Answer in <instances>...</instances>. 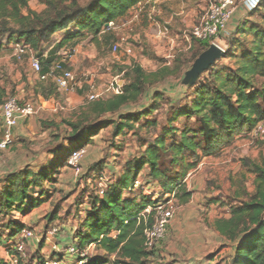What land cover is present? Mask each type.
I'll use <instances>...</instances> for the list:
<instances>
[{"label": "trees", "instance_id": "1", "mask_svg": "<svg viewBox=\"0 0 264 264\" xmlns=\"http://www.w3.org/2000/svg\"><path fill=\"white\" fill-rule=\"evenodd\" d=\"M31 1L0 0V49L4 44L23 42L36 52L46 70L66 44L74 48L86 38L98 45L116 39L108 25L126 20L135 6L147 0H37L44 5L42 10L32 9ZM251 11H260L262 21L250 18L239 26L238 35L229 38L231 49L197 83L187 85L182 98L173 100L157 90L148 106L136 114H124L122 109L141 101L151 86L177 75L181 69L165 64L147 71L134 64L119 93L87 101L72 118L64 120L75 145L69 156L74 149L88 146L93 136L105 128H111L114 138L133 132L140 147L139 153L127 158L122 172L110 178L102 195L98 194L100 176L95 174L90 208L74 238L79 248L96 244L106 257H114L115 264H151L157 253L147 249L144 230L154 222L155 207L170 199L177 205L188 202L192 192L185 179L202 157L219 154L237 137L264 122V0ZM71 27L76 31L45 55L44 45L51 37ZM191 40L194 62L211 43ZM227 59L230 62H224ZM4 97L5 90L0 87V105ZM166 104L168 110L161 124L156 113ZM116 114L118 117L114 118ZM60 162L59 156L37 171L25 167L0 179V220L15 211L22 213L43 204L47 200L46 181L55 180L54 168ZM246 165L255 174V191L248 199L231 205L229 216L217 218L215 228L234 243L229 264H264V156ZM95 171L105 172L100 162L93 164L90 173ZM137 180L142 181L140 188L134 186ZM154 185L159 191L152 187L151 192H146ZM125 191L133 194L124 197ZM149 206L153 210L145 213ZM56 213L54 210L47 215L49 222L56 219ZM15 223L12 220L9 224L8 237L14 240L7 242L10 254L24 228ZM3 236L0 230V243L4 242ZM41 248L29 256L28 262L45 264L48 256L41 253ZM60 254L68 264H76ZM106 257L92 255L87 264H104Z\"/></svg>", "mask_w": 264, "mask_h": 264}, {"label": "rangeland", "instance_id": "2", "mask_svg": "<svg viewBox=\"0 0 264 264\" xmlns=\"http://www.w3.org/2000/svg\"><path fill=\"white\" fill-rule=\"evenodd\" d=\"M80 1L83 3L87 0ZM240 1L237 0V6L243 4ZM191 2L197 9V14L188 16L187 20L182 21L183 26L175 27L174 21H166L164 19V13L160 12V10L164 11V8H162L163 5L157 2L156 4L145 6L140 14H137V17L134 16L135 14L130 15L127 23L121 21L112 27L111 31L116 34V39L108 43L102 42L101 45H98L92 38H86L82 40L83 43L80 50L70 51V48L61 49L57 53V56H59L57 60L64 59L68 62L70 59L78 57L79 62L76 65L77 68L73 70L75 81L77 83L79 81L89 82L93 78V83L96 84L97 90L102 93L103 97L114 94L112 91H107L108 87L116 80L121 81L120 84L122 85L127 80V74L134 64H140L147 71H155L166 63H170L173 67L181 68L177 75L170 76L163 82L151 86L141 101L130 104L122 109L124 114L127 112L136 114L142 110L143 106H148L152 102L153 93L157 90L164 91L173 100L182 98L187 89V85L183 83V79L186 72L194 63L193 55L195 54L193 49L194 40H186L183 34L198 23L207 9L209 0H191ZM30 6L36 10H42L44 8V5L40 4L37 0H32ZM250 16L253 20L262 21L260 11ZM229 29L228 25V32ZM237 33L238 28L235 30V36L238 35ZM234 34L230 36H228V33L223 34L214 42L221 48L230 50L229 38L234 37ZM116 42L121 45L118 52L113 51V45ZM126 47H131L132 53H126ZM1 57H3L0 59L1 70H3L5 76H8V72L12 68L19 69L20 72H24L30 68L27 64V62L30 64L28 58L26 57L21 61L16 60L13 57V50L4 51L0 55ZM147 57L159 59L160 61L149 60ZM224 62L228 63L230 60L227 59ZM50 90L54 98L59 100L57 87L52 84ZM9 95L14 94L10 91ZM9 95L5 96L8 97ZM145 100H148V102ZM83 102H87V100H83ZM82 105L84 104L78 105L75 109H62V123H55L56 118L51 114H47L45 123H42L40 127L34 126L26 136L15 137L14 135L12 144L6 149H0V160L2 162H8L11 158L13 161L17 158V154H20L18 157H21V159L24 160L27 157L30 162H33L29 163L27 167L34 165L41 168L50 162L56 161L57 157H61V162L54 168L53 177L55 180L50 182L46 181L47 200L39 207H36L37 214L34 222L30 226H24L31 227L35 233L34 244L32 246L28 245L26 249L28 258L29 256H33L42 246L41 249L49 254V258L56 256L62 260V254H60L62 252L57 253L53 245L55 243H59L61 247L69 245L75 237L73 235L81 227L80 212L84 208L82 204L88 202L90 193L96 187H94L95 182H93L94 173H90L93 164L100 162L101 166L107 171L105 173L109 176V173H111L110 167L105 166L107 159L114 161V166H118L123 160L122 156H127L128 154L135 155L140 152L138 141L135 139L133 132L128 133L124 138L122 136L114 138L111 133V128H105L103 129L104 135L102 138L104 142L102 145L104 157L87 166L83 170L82 177L76 178L68 165L69 150L75 147L73 143L74 139L70 135L71 129L64 120L72 118ZM64 107L66 108V106ZM167 110L168 105L166 104L162 110L156 113L161 124ZM113 117L117 118L118 115L116 114ZM3 131L0 113V141L3 139ZM142 134H144V131ZM237 140L223 148V153L220 156L207 159L204 163L202 162L203 164H200L198 168L196 167L197 169L189 176V179L192 180L198 178L204 180L201 187L197 189L198 192H202V196L200 197L202 201L195 199L194 207L201 205L204 208V210L197 209V211H199L200 216L204 215L207 225H209V222H212L211 209H208L210 203L207 200L217 195L215 182L221 187V193L215 199L220 201V206L218 204H214L216 207L212 206V209L217 214L229 213L231 205L248 199L255 191V174L249 170L246 163L250 164L251 162L260 161L261 157L264 156V133L258 137H253L250 132L240 136ZM95 174H97V171H95ZM197 174L198 176L194 177ZM219 196H224L226 199H221ZM54 210L57 212V217L49 222L47 215ZM177 211L176 209L175 214ZM18 213L20 212L15 211L0 220V230L4 234V242L0 243V264H9L8 258L10 253L8 251V257L6 259L4 252L8 250H5L7 242L14 241L13 238L8 237L10 232L9 224L12 220H16L15 218ZM175 214L174 216L177 215ZM52 226L59 228L58 235L47 239V230ZM67 228H70L72 232L74 231L73 235ZM208 228L210 229V226ZM181 244L179 236L174 235L173 231L169 232L168 227L165 239L155 249L157 256L151 261V264L189 263V261L179 256L178 249L181 247ZM233 245L234 243L228 240L225 245H222L212 253L211 258L215 261L217 260L215 264H229L233 253ZM92 255L94 257H106L104 251L98 245L92 248ZM106 258H108V261L104 264H115L114 257L110 256ZM25 264L33 263L26 262Z\"/></svg>", "mask_w": 264, "mask_h": 264}, {"label": "crops", "instance_id": "3", "mask_svg": "<svg viewBox=\"0 0 264 264\" xmlns=\"http://www.w3.org/2000/svg\"><path fill=\"white\" fill-rule=\"evenodd\" d=\"M159 3L163 5L162 8H164V11L160 10L161 13H164L165 17L164 19L168 22H175V27L183 26L182 21H185L188 19V16L196 15L197 9L194 7L191 0H159ZM243 2V4H240L237 6L235 13L233 14L232 19L229 22V32L227 30L228 36L233 35L235 33V30L238 28V26L243 25L247 20L251 18L250 15H253L252 11L249 9L248 5L244 2V0H241L240 3ZM153 4V3H151ZM151 4H148L149 6ZM156 4V3H155ZM245 5V6H244ZM244 17V18H242ZM129 18V16H128ZM128 18L123 21V23L128 22ZM76 31L75 27H71L68 30L60 31L55 33L51 39L50 44L47 43L44 45V47H47L45 51V55H47L48 51L52 48L53 45H55L57 42L63 40L66 38L71 32ZM83 41H80L76 44L75 49L80 50L81 45ZM70 48L66 44L62 50ZM11 51L13 50L12 44H4L3 48L0 49V55L4 51ZM5 57H7L5 55ZM156 58V56H154ZM1 57L0 59H2ZM149 60L154 61H160L159 59H152L151 57H147ZM79 59L78 57H75L74 59H70L66 64L67 66L75 70L78 65ZM27 64L30 66V68L26 69L24 72H20L19 69L12 68L8 72V76H5L3 70H1V64H0V87L4 88L5 95H9V92L11 91L12 94L16 95L18 98H20L24 102H31L35 105L37 112L35 115L23 119L20 121L18 126L14 129V135L17 136H26L29 134V130H31L34 126H41L42 123L46 120L47 114H51L54 116L55 121L57 123H62V109H75L78 105H81L82 103L85 104L86 102H83V100H87L88 94L91 92L102 94L97 90L96 84L93 83V78L87 82V81H79L77 83V86L75 89L71 90H61L58 89L59 94V100H56L53 96V93L50 90V86L53 84L55 87H57L51 80L45 81L41 80L39 75L33 70L31 64L27 62ZM12 65V64H11ZM144 68V67H143ZM10 76V77H9ZM6 77L5 79H3ZM9 77V78H8ZM9 79V81H7ZM108 91V90H107ZM147 94V93H146ZM103 96V95H102ZM2 98V100H4ZM148 102V100H145ZM146 102V103H147ZM66 106V108L64 107ZM1 110V105H0ZM35 116V117H34ZM103 130L98 133L97 135L93 136L92 142L89 143L88 151L83 157L82 165L83 170L93 164L95 161H98V159L103 158L104 151H102V145L104 142L102 141L103 138ZM239 137H237L235 140L238 141ZM91 148V149H90ZM223 153L220 152L217 155H209V156H203L202 161L200 164H203L207 159H212L213 157L220 156ZM20 154H17V158L15 160H9L8 162H2L0 160V179H3L9 172L11 171H18L28 166L30 160L26 157L25 159H21V157H18ZM134 154H128L127 156H122L123 160L121 163H119L118 166H114V161L107 159V162L105 163V166L110 167L111 173H109L110 178L114 176H118L123 169V166L127 160L128 157L133 156ZM27 156V155H26ZM10 157V156H9ZM110 162V163H109ZM203 162V163H202ZM109 163V164H108ZM199 164V165H200ZM198 165V166H199ZM197 166V168H198ZM31 169L37 171L40 169L39 166H29ZM195 168L192 170L186 177V185L188 190L192 192L191 198L186 203H178L177 207V215L174 216L169 224V232L173 231V234L178 235L179 239L181 240V247L178 249V253L180 257H183L185 260L189 261L187 264H215L217 263V260H213L212 253L219 249L222 245H225L227 243V238L220 234V232L215 228V220L222 216H229V213H222L217 214L212 209L213 207H216L214 204H218L220 206V201L215 200L218 198L217 195L221 193V187L216 184V197H211L210 200H207L210 204L208 206V209H211V216H212V222H209V225H207L206 218L203 216H200L197 211V209L204 210V208L199 205L194 207V201L195 199L200 200V197L202 196V192H198L197 189L201 187L203 183V179H189V176L197 169ZM207 169V168H206ZM211 169V168H210ZM205 171V170H203ZM107 173V171L105 170ZM95 176V172H93ZM198 173V172H197ZM200 174H202L199 171ZM198 173V174H199ZM198 174L194 177H197ZM199 174V175H200ZM192 180V181H191ZM194 185V186H193ZM156 191H159V188H156L157 186H150L147 188L146 192H151L153 189ZM136 189L133 190V192ZM149 190V191H148ZM133 192L125 191L124 197H129L130 194L132 195ZM207 195V194H206ZM35 196H38L36 194ZM225 196V195H224ZM224 196H219L221 199H226ZM83 205V210L81 213V220L80 223L82 224L83 221L86 218L87 210L90 208L89 205V197L88 202H86ZM213 206V207H212ZM36 209L32 208L27 210L26 212H20L16 216V220H14L15 224H22L24 226H30L36 216ZM175 218V219H174ZM174 219V222L172 223ZM210 226V229L207 227ZM69 229V232H72ZM66 229V230H67ZM74 232V231H73ZM73 232L71 233L73 235ZM75 236V234L73 235ZM75 238V237H74ZM34 239L32 238L28 245L32 246L34 244ZM72 242V241H71ZM27 245V246H28ZM96 246V244L93 245V247ZM1 247V245H0ZM8 247L5 248L7 250ZM41 253L44 256H48L45 252V250H41ZM5 258L8 257V250L4 252ZM67 260H74V258L65 256Z\"/></svg>", "mask_w": 264, "mask_h": 264}, {"label": "built area", "instance_id": "4", "mask_svg": "<svg viewBox=\"0 0 264 264\" xmlns=\"http://www.w3.org/2000/svg\"><path fill=\"white\" fill-rule=\"evenodd\" d=\"M159 0H147L145 2H140L135 6L130 15L137 14L147 6L148 4H155ZM263 0H244L246 5H248L250 10L256 8L260 2ZM237 8V0H209L207 9L203 16L200 18L198 23H196L189 31L184 32L183 37L186 40H191L196 38L202 41H208L210 43H215L214 41L221 37L223 34L227 33L228 25L233 17ZM129 15V16H130ZM155 20V19H154ZM159 25L156 21H154ZM116 24L113 22L108 26L114 27ZM13 57L18 60H24L28 58L33 70L39 75L41 80H51L58 89L61 90H71L75 89L77 82L75 81L74 72L67 66V60H55L46 70L43 69L40 58L37 56L36 52L27 44L23 42H17L12 44ZM121 45L116 42L113 45V51L118 52ZM224 51L226 49L222 48ZM70 51H76L75 47L70 48ZM126 53H132L131 47L125 48ZM170 65V63H166ZM121 81L116 80L111 83L108 87V91L114 93H119L121 91ZM100 97L102 94L91 92L87 96V101H94ZM37 109L35 105L31 102H24L16 95H9L3 101L1 105V120L3 123V139L0 141V149H6L9 147L14 140V129L18 126L21 120L29 118L35 115ZM264 133V122L258 124V126L251 132L253 137H258ZM88 151V146H83L74 149L69 158L68 165L72 169L73 174L76 178H81L83 175V165L82 160ZM100 176L98 184V194H104L108 183L110 181L109 176L105 172H97ZM135 188H140L142 186V181L137 180L134 184ZM177 205L174 199H170L164 204H160L155 207V219L154 222L148 225L144 230V240L145 245L148 250L156 249L159 243L165 239L169 224L174 217ZM153 210L152 207H148L145 213H150ZM59 228L57 226H52L47 230V239L58 235ZM35 238L34 230L31 227H24L16 241L14 252L9 255V264H25L28 262L27 245L30 239ZM94 244L89 245L86 248H79L77 242H71L69 245L61 247L59 243H55L53 248L57 252H62L64 257L74 258L76 264H87L90 257L92 256V248ZM45 264H68L66 260L59 259L58 257L49 256L46 259Z\"/></svg>", "mask_w": 264, "mask_h": 264}, {"label": "water", "instance_id": "5", "mask_svg": "<svg viewBox=\"0 0 264 264\" xmlns=\"http://www.w3.org/2000/svg\"><path fill=\"white\" fill-rule=\"evenodd\" d=\"M225 52L219 45L211 43L209 48L200 54L192 67L186 72L183 83L188 86L197 83L201 75L222 58Z\"/></svg>", "mask_w": 264, "mask_h": 264}]
</instances>
